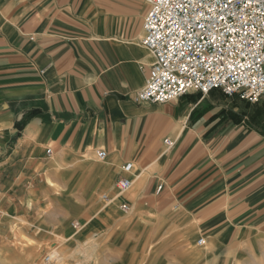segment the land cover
Here are the masks:
<instances>
[{"label": "crops", "instance_id": "1", "mask_svg": "<svg viewBox=\"0 0 264 264\" xmlns=\"http://www.w3.org/2000/svg\"><path fill=\"white\" fill-rule=\"evenodd\" d=\"M148 11L143 0H0L3 216L45 226L53 201L101 204L106 217V190L127 178L111 200L168 217L184 264H264V95L137 103L154 61ZM193 243L201 260L184 254Z\"/></svg>", "mask_w": 264, "mask_h": 264}, {"label": "built area", "instance_id": "2", "mask_svg": "<svg viewBox=\"0 0 264 264\" xmlns=\"http://www.w3.org/2000/svg\"><path fill=\"white\" fill-rule=\"evenodd\" d=\"M142 44L154 61L137 103H167L190 92L220 90L257 103L264 95V0H143ZM166 144L171 145L170 140ZM99 161L107 158L98 149ZM131 164L125 166L131 169ZM132 186L117 182L122 194ZM106 199V195H104ZM124 211L130 205L122 203ZM75 227H80L76 222ZM206 244L205 238L198 245ZM46 261L51 260L48 255Z\"/></svg>", "mask_w": 264, "mask_h": 264}, {"label": "rangeland", "instance_id": "3", "mask_svg": "<svg viewBox=\"0 0 264 264\" xmlns=\"http://www.w3.org/2000/svg\"><path fill=\"white\" fill-rule=\"evenodd\" d=\"M236 98L232 96L226 102L233 104ZM93 160L98 162L96 157ZM113 187L112 192H105L109 197L103 203L106 217L99 212L101 204L91 203L88 207V203H79L73 207L74 204L50 201L42 215L46 220L43 226L37 220L4 217L0 206V264H184L186 259L175 249L174 240L183 239L182 235L165 226L170 219L144 217L143 208L136 205L129 211L122 210L117 199L111 200L113 194L120 193ZM54 188L60 193L58 186ZM76 222L80 227H75ZM169 239L170 243H166ZM188 246L192 250L184 254L203 258L194 243ZM48 255L50 261L45 260ZM190 263L199 262L193 259ZM221 263L235 264L232 260L217 264Z\"/></svg>", "mask_w": 264, "mask_h": 264}, {"label": "bare ground", "instance_id": "4", "mask_svg": "<svg viewBox=\"0 0 264 264\" xmlns=\"http://www.w3.org/2000/svg\"><path fill=\"white\" fill-rule=\"evenodd\" d=\"M120 194H122V193L120 192ZM120 194H117L116 196H114V198L120 197ZM106 197H107V199H109L108 195H106ZM109 202H112V201H109ZM53 253H56V252L54 251Z\"/></svg>", "mask_w": 264, "mask_h": 264}]
</instances>
